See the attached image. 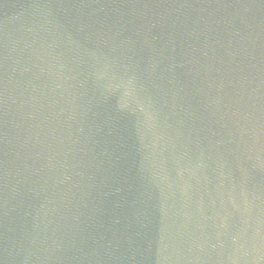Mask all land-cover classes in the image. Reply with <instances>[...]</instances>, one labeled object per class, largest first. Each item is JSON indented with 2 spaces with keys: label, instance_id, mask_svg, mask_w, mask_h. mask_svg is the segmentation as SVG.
<instances>
[{
  "label": "water",
  "instance_id": "water-1",
  "mask_svg": "<svg viewBox=\"0 0 264 264\" xmlns=\"http://www.w3.org/2000/svg\"><path fill=\"white\" fill-rule=\"evenodd\" d=\"M0 264H264V0H0Z\"/></svg>",
  "mask_w": 264,
  "mask_h": 264
}]
</instances>
